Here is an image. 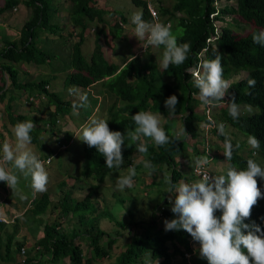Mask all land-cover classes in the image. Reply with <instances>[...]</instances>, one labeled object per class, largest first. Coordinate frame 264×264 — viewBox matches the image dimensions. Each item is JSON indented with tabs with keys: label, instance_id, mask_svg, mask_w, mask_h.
<instances>
[{
	"label": "trees",
	"instance_id": "obj_1",
	"mask_svg": "<svg viewBox=\"0 0 264 264\" xmlns=\"http://www.w3.org/2000/svg\"><path fill=\"white\" fill-rule=\"evenodd\" d=\"M67 1L70 4L67 11V21L72 25L73 30L79 31V38L69 45V55L67 59L60 63L62 71L65 72L66 94L72 85L84 87L102 79L104 76H109L105 81V86L108 88L110 95H114V99L112 105L108 107L107 117L104 121H107L111 131H120L124 135L125 141L122 145L124 162L119 169H109L105 165L104 157L94 147L89 148L83 143L79 155L84 158L86 164L81 169L74 168L72 170L73 174L77 176L76 180L82 181L87 186V193L82 198H75L72 196V189L66 190L64 193L61 190V187L66 185V180L61 181L60 184H51L45 192L36 194L35 197L32 194L29 206L21 215L23 223H26L30 228L36 220L42 222L41 215L50 207L51 189L53 188L55 192V188L58 187V191L63 193L58 202L59 208L63 215L69 212L72 214L71 222H73V226L70 233L61 230L60 213L58 219L55 218L52 222H44L43 234L36 243L41 247L38 248L39 250L49 254L50 257L47 259L49 262L56 264L67 258V264H98L97 261L108 257L112 246L118 244V238L121 235L120 230L123 229L122 232L125 233V236L120 239L125 238L127 234L129 240L122 245V247H125L121 248L112 264L143 263L145 255L159 260L158 264H185L187 262L185 252L191 253L189 264H208L206 259L199 256L198 242L194 241L186 231L183 229L166 231L165 223L163 227H157L158 216L162 217L164 215L166 220L176 218V214L171 211L172 205L169 203L165 190L161 191V200L154 206L147 223L137 218L129 222L126 220V216H123L126 220L125 223H128L124 224L117 220L116 224L120 230L114 235L100 228L95 230L92 223L88 227V225L83 224L85 215H76L75 213L78 210L87 209L89 206L93 209V213L98 212L96 216L103 213L104 208L98 210L93 197L100 199L101 203L103 197L100 188L104 180L111 177L113 173L132 167V157L137 149L135 143L132 144V147L128 146L132 142L127 133L134 131L136 125L131 120L130 115L138 111H160L166 118L177 115V118L169 117L165 119L161 125L170 137L175 136V128L179 127L183 133L190 134L194 138L196 134L200 133L197 122L209 124V131L215 133L223 144L226 139L232 143V159L226 160L223 155V159L231 167H235L237 170L246 169L248 159H252L259 166L264 167V46L253 43L252 39V34L257 31L256 29H264V0H225L227 2L234 1V6L220 5L218 0H216V4L215 0H174L170 5L157 0L158 3L156 2L155 6L158 19L159 17L163 18L164 21L162 22L165 25H170L169 22L171 21L173 23V27L170 28L172 33L175 32L177 27H180L181 32L175 35L178 44L187 43L190 45V51L184 63L179 66H170L167 71L157 66L159 59L156 60V56L151 53H148L150 58H147V69L146 65L142 63V57L139 55L133 56L134 58L131 57L122 67L108 62L104 58L98 43L99 36L105 37L109 33L114 36L117 30L122 32V23L126 21V18L122 13L115 12L113 8L97 5L95 0ZM132 2L141 8L140 13L143 14V19L152 22V17L148 11V2L151 1L132 0ZM20 4L28 9V17L20 28L19 36L14 39H5L3 46L0 47V74H7L10 80L7 85L5 81L0 84V100L5 102L6 110L13 125L28 120L39 123L41 127H35L30 133L32 142L38 140L39 132L37 131L41 128L50 137L55 136L51 138L54 147L49 150L48 155L44 154L38 157L43 165H49L53 158L66 151L69 145L73 143V136L62 135L57 138L55 134V130L61 125L63 114L68 111V105L71 103L64 100V96L62 97L59 91L51 90L48 78H41L34 83H19L17 78L19 69L16 65L29 62L41 64L45 63L47 59L57 56L54 51L52 53L40 45L39 36L41 33L56 36L59 42L62 40L66 43L71 37L72 31L66 35L61 33L64 26L57 19L59 14L58 0H2L0 2V19L4 12L8 10L16 11ZM52 13L55 16L54 19ZM108 13L119 15L120 18L118 17L119 20L105 31V28L100 24L103 22V17ZM211 13H215L213 18H210ZM227 14H236L243 21L252 22L256 29L246 35H240L233 27L232 22L226 19ZM92 22H95L94 28L96 27L98 31L94 39L93 51L89 55L83 52L81 45L84 39L83 33L86 28H89V23ZM222 22L224 24H221ZM218 23L220 25L217 27ZM46 38L43 42L46 41ZM105 41L107 42L106 37ZM162 50L161 48L160 55ZM213 59L220 60L223 68V79L225 80H228L230 75L239 74L241 71L245 72L237 81L230 83L231 87L224 97L225 101L216 104L219 108L218 113L214 114V119L204 111L208 106L200 104L202 102L198 98L199 89L194 87L192 74L189 71L192 67H199L200 70L203 62ZM67 69L73 70L68 72ZM248 79H255L254 88H249ZM27 86L30 87V90L38 91L29 97V102L33 103L35 100L43 101L46 99V104L52 103L55 106L54 110L45 113L44 117L11 114L12 101L15 98L13 94L9 93L10 90H22L26 89ZM173 94L177 96L179 103L176 105L175 115H169L164 101ZM233 98L240 109L238 120H233L228 114V101ZM199 105H202L201 111L196 109ZM176 119L179 120L178 123ZM220 124L224 125L227 135L219 133L217 126ZM227 127L233 128L235 134L241 132L245 140L239 142V140L233 139L226 132ZM249 135L256 136L260 141L259 149L250 148V155L245 154V146L248 144ZM142 139L148 147L147 154H142V156L144 159L151 161L155 167L154 172L160 171L163 167L167 168L168 180H171L173 184L178 183L182 177H186L185 182L188 183L200 179L193 172H190V176L187 177L183 170L181 171L178 168L177 157H185L186 148L188 147L184 137L163 146H156L150 138L142 137ZM237 143L239 148L235 147ZM61 145L65 147L60 149ZM204 145L205 150L200 151V153L203 152L205 156L210 155L214 160L218 158L217 151L224 150L223 146H213L211 141H205V139ZM194 149L198 151L197 148L194 147ZM74 150L76 151V148ZM195 150L194 153H196ZM48 158L49 161H47ZM210 165L211 162L207 166ZM76 170L78 172L74 173ZM55 173L58 174L55 169L52 172L50 170L48 175H56ZM211 173L213 174L212 170ZM69 174L67 173L66 176H69ZM256 179L258 187L264 193V179L260 177ZM19 180L18 184L20 185L22 178L19 177ZM1 183L4 182L0 181ZM14 193L17 195L18 191ZM14 199L16 200L15 197ZM117 201L120 202L123 208V199H117ZM123 209L122 212L125 213V209ZM215 215L220 216L221 212L217 210ZM252 222L259 224L264 229V197L258 199L257 204L251 210L250 218L245 220V223L250 224ZM18 224L16 222V225ZM136 227H139L142 231L140 233L131 232V228ZM30 230L34 233L38 230V227L34 226V230ZM0 231L6 233L4 243L6 256L10 253L14 236L13 233H7L2 227H0ZM104 235L106 236L105 241L101 239ZM0 238H2L1 234ZM76 238L88 242L89 247L85 253L81 246L75 243ZM21 246L22 242L16 243L17 248H15V251H18ZM1 252H4L2 248H0V259L3 260L5 256L3 257ZM177 255L180 258L179 261L174 260ZM6 258L9 259V257ZM29 261L28 258L23 262L14 259L13 263L9 264H28Z\"/></svg>",
	"mask_w": 264,
	"mask_h": 264
},
{
	"label": "clouds",
	"instance_id": "obj_2",
	"mask_svg": "<svg viewBox=\"0 0 264 264\" xmlns=\"http://www.w3.org/2000/svg\"><path fill=\"white\" fill-rule=\"evenodd\" d=\"M130 22L134 25L131 35L140 43L144 41L141 44L144 50L149 47L163 49L157 65L162 70L167 71L170 66H179L187 59L190 45L178 44L169 25L160 23L159 19L158 22L145 21L140 12L133 13ZM252 39L253 43L264 46V29L254 32ZM153 53L156 54L157 60V53L155 51ZM192 78L194 87L199 89L198 98L203 105L211 108L225 101L224 97L231 84L223 79L220 60L203 62L200 70L194 73ZM247 84L249 88H254L256 81L248 79ZM69 92L78 95L79 103H73L72 111L73 115H79L78 110L88 106L87 95H80L73 88H70ZM178 103V98L174 94L165 99L164 105L169 115H175ZM228 114L233 120L239 118L240 109L234 98L228 101ZM130 118L136 127L134 131L127 133L132 142L128 146L132 147L135 143L137 151L141 154L148 152L147 144L142 137L150 138L156 146L179 140L178 133L174 137L167 135L160 126L158 116L149 111H138L130 115ZM217 127L221 135H227L223 124ZM34 128L32 120L17 122L11 129L15 144L8 141L0 144V181L5 182L12 191H16L19 183V176L16 174L18 172L25 179L30 178L33 195H36L47 190L49 178L43 163L30 148L32 141L30 133ZM74 135L89 148L94 147L104 157L107 168L119 169L123 164L124 135L120 131H111L107 121L92 118ZM247 143L253 149L260 147V141L254 135H249ZM235 147L239 148V144L237 143ZM223 148L225 159L231 160L233 145L230 140L226 139ZM136 163L142 164L145 169L152 172L155 171L150 160L142 158ZM209 163L208 155L196 157L192 161L191 172L194 169L200 179L191 183L180 181L173 184L171 180L168 181L166 193L170 194L168 200L176 218L165 221V230L183 229L190 234L199 244V256L206 259L208 264H264V229L255 222L245 223V220L250 218L251 210L258 199L264 197L256 179L257 177L264 179V168L248 159L246 169L237 170L235 167H229L226 175L213 176L210 167L207 166ZM206 166L210 172L206 170ZM136 175L135 166L129 167L127 175L118 176L116 189L121 192L126 188L131 189ZM217 210L221 212L220 216L215 215Z\"/></svg>",
	"mask_w": 264,
	"mask_h": 264
},
{
	"label": "rangeland",
	"instance_id": "obj_3",
	"mask_svg": "<svg viewBox=\"0 0 264 264\" xmlns=\"http://www.w3.org/2000/svg\"><path fill=\"white\" fill-rule=\"evenodd\" d=\"M59 1V13L57 15V19L58 22L61 23L64 26V31H66V33H68L71 27L67 21V11L69 9V2L67 0H58ZM97 5L99 6H107V8H113L115 12L117 13H122L123 16L126 18V21H123L122 23V32H119V30H117L116 34L113 36V34L109 33L108 35H105V37L107 38V43H105L104 39L105 37H101V42L103 44V50L106 52L107 57H112L114 56V58L116 57V60L118 62H121V60H127L129 59L131 56L130 55H139L140 57H142V63L144 65H146V69H147V58H150L148 53H151L152 55L156 56L155 53H153L154 51L157 53V59H159L160 53H161V49H153L151 47L147 48L146 50L143 49V47L141 46V44L144 43V41H140L135 37L132 36V31L134 28V25L131 24L130 22V17L133 13H137L141 11V8L136 6L135 4H133L132 0H95ZM149 1V0H148ZM152 7H154L156 9V2L158 3L157 0H150ZM164 4L166 5H170L172 4V2L174 0H161ZM0 2H2V0H0ZM218 3L220 5H224V4H228L231 6H234V1H225V0H218ZM52 7V5H51ZM17 11H11L8 10L6 12H4L1 16L5 19L11 18V19H18L19 18H24L26 19L28 17V14L26 13V9L23 5H19ZM106 8V7H105ZM157 10V9H156ZM51 13V12H50ZM17 16V17H14ZM53 19L55 18L54 14L52 13ZM120 16L119 15H115V14H110L108 13L107 15H105L103 18V22L100 24L101 26H103L105 28V31L109 28H111V26L117 22L119 20ZM226 19L232 22L233 27L236 29V31L240 34V35H246L250 32H252L253 30H255V25L252 22H245L243 21L238 15L236 14H227ZM4 21H7L5 20ZM160 22L163 23L162 21L163 18L159 17ZM169 22V21H168ZM170 28L173 27V23L170 21ZM20 24V22H19ZM221 24H224V22H222ZM220 24L218 23V26ZM95 26V22L89 23V28H93ZM217 26V27H218ZM96 28V27H95ZM257 31H259L260 29H256ZM92 31V30H90ZM116 31V29H115ZM255 31V32H257ZM181 32V28L177 27L175 29V32H173V35H176L177 33ZM92 35L94 33H91ZM66 35V34H65ZM60 44H64V42L61 40L60 43H58V45ZM87 44V43H85ZM91 46V41L89 42V45ZM54 46L52 45H48L45 47L47 50L51 51L53 53V48ZM59 49H61L60 47H58ZM86 48V46L84 47ZM110 48L113 49L114 53H110ZM63 49L64 52L67 53L69 50V43H66L65 45H63ZM86 53L88 54L90 52L89 49H85ZM55 54V53H54ZM58 55L56 57V59H60L61 61L63 60V58H59V54H55ZM145 72H147L146 70H144ZM245 72H239V74H235V75H230V77L228 78V82H235L237 81L240 77H242L244 75ZM60 94L62 95V97L64 96V91L63 90H59ZM107 101V100H105ZM107 102H112V100H109ZM96 103V99L95 98H88V106L91 107L93 105H95ZM202 104V103H200ZM198 110H202V105H199ZM218 105H216V107H209V110L207 111V108H205V113L208 114L211 118L214 119V114L218 113ZM151 113H153L154 115H157L158 118L161 121V125L162 123H164L165 119H168L169 117L171 118H177L178 116H168L167 118L165 117V115L163 113H161L160 111H150ZM99 116V115H98ZM98 116L94 117L95 119H98ZM103 120L106 119V117L102 118ZM84 120V116H81V118H78V123H82ZM177 123H178V119H176ZM199 129H200V133L196 134L193 138L192 135L190 134H185L183 133V131L177 127L175 128V131L179 134V139L180 138H185L188 147L186 148V155H185V160L186 163H183L182 161H178L179 157L177 158L178 161V168L185 174V176H190V168L192 166V161L199 156H205V154L203 152L196 154L194 153L193 147L197 148L199 151H204L205 150V145H204V139L205 141H211V143L213 144V146L215 145H219L220 147L223 146L224 144L219 140V138L217 137V135L214 133H212L211 131H209L207 129L210 128L209 124H206L204 122H197ZM160 125V126H161ZM201 127V128H200ZM78 128V127H77ZM62 129H66V125L64 127H62ZM76 129V128H75ZM175 132V135L177 134ZM226 132L233 138V139H237L239 140V142L244 141V136H242V133H238L235 134V130L231 127H227ZM52 140V139H51ZM54 144V142H53ZM194 144V145H193ZM82 146H83V142L81 140H79L78 138L75 137V139H73V143H71L68 147V149L62 153H60L57 157L53 158V160L51 161V163L49 165H44L45 170H56V172L58 174H60V176L67 178V183L68 182H72V176H75V174H71V167L76 165V162L74 163L73 160L72 162H66L64 160V154L65 152H70L73 150V148H76V152L74 155L79 154V150L81 152L82 150ZM246 151L245 154L248 153V155H250V148L251 146L249 144H247L246 146ZM208 149V147H207ZM210 150V149H208ZM212 151V150H211ZM210 152V151H209ZM141 154L137 151L136 153L133 154V159H132V166H135L136 168V172L137 175L133 178L134 180V184L133 187L131 189H125L123 192L119 191L118 189H116L115 185H116V180L118 178V176L120 175H127L128 169L129 168H125L122 171H118L117 173H113V175L111 177H108L107 179L104 180V182L101 185L100 191L102 194V201L100 203V199H97L96 197H93V199L95 200V204L99 208L103 209V213H100L98 216H96V214L98 213H93V209L89 206L87 209H82V210H78L75 214L76 215H80L83 214L84 216V220H83V224L90 225V223L93 224L94 229L98 230L99 228L102 230H105L107 232H109L110 234L114 235L116 234L120 228L117 226L116 222L117 220L121 221L124 224L125 221H131L132 219H140L143 220L145 223H147L148 219L150 218V213L152 212L154 206L157 205L158 201H160L161 199V191L165 190L169 187L168 184V170L167 168H162L160 171H156V172H151L147 169H145L143 167L142 164H138L136 163L137 160H140L138 157ZM188 156L191 157V159H187ZM217 156L218 158H215L216 160H212L211 165H210V170H212L213 172V176L215 175H226V172L228 170L229 167H231L228 162L223 159V150H218L217 151ZM181 157V156H180ZM77 158V157H75ZM212 167V169H211ZM262 167V166H261ZM75 168V167H73ZM264 168V167H262ZM78 170H76L74 173H77ZM67 173H70L72 176H66ZM56 174V173H55ZM57 175V174H56ZM52 177L55 181L56 177L53 174ZM21 180V179H20ZM19 180V181H20ZM50 183L52 182V180H49ZM58 181V180H57ZM55 181V182H57ZM81 182V181H80ZM53 184V183H52ZM66 188H68V186H62L61 189L64 191H66ZM17 189L19 190L18 194L15 195V191H13L12 193L8 194V196L6 197V203L8 204L9 201H14V197L16 198L17 201L20 202V204L23 206L25 204V202L28 200V198L32 197L33 194V190L30 186V178L29 179H25L22 176V181L20 182V185L18 184ZM56 191L54 192V189H51V198L54 199L56 198L57 194H59L60 192L58 191V187L55 188ZM72 191V190H71ZM1 192V191H0ZM56 192H58L57 194H55ZM3 193V192H2ZM74 192L72 191V194ZM76 196H78L79 198H82L83 195H85V193H87L86 190H84V188H79L76 187ZM167 197L170 195L169 193H166ZM11 195V196H10ZM33 197H35L33 195ZM117 199H123V209L121 207L120 202L117 201ZM122 202V201H121ZM6 203L4 202V204L6 205ZM54 204V202H52ZM7 207V205H6ZM8 208V207H7ZM122 209L125 211V213L122 212ZM58 209L55 208L54 205L50 204V207L48 208V210L41 215L42 218V222L41 224H44V222H52L55 218L58 219V215L60 213L61 218L59 219V223H60V229L65 231V232H71V228H72V224L73 222H71L72 220V214L69 212L66 215L62 214V211L60 210L59 213H56ZM121 210V211H120ZM131 213V214H130ZM123 214V215H122ZM7 217L9 218H13L15 216L14 213L9 214V216L7 214H5ZM126 216V220H124V217ZM159 218H157V227H163L164 223L166 221L164 215L158 216ZM34 224H32L30 226L29 229H33L34 230ZM7 229H10V227H7ZM26 228H23V230H25ZM131 232L134 231V233H140L142 230L139 227L136 228H131ZM123 230V229H122ZM122 230H120V236H119V241L118 244H114L110 250V255L108 257L103 258L101 261H97L98 264H112L115 261V257L117 256V254L119 253V251L121 250V248L123 249L124 247H122V245L127 242L129 240L128 235L126 234V237L123 239H120L122 237L125 236V233L122 232ZM0 234L2 235V238L4 240L5 243V237H6V233L5 231H0ZM103 241L106 240V236L104 235L101 238ZM4 243L2 244V246L4 245ZM75 243L79 244L81 246V248L83 249L84 253L85 250L89 247L88 246V242L86 240H81V238H76L75 239ZM35 245V243L33 244ZM5 245L3 246L4 252L1 253V255L4 257L5 256ZM6 257H9L6 258ZM18 257V254L15 251V244H12L11 246V250L10 253L8 255H6L4 257V259H0V264H9V263H13V260L16 259ZM175 261H179V255L175 256L174 258ZM44 261V259L42 260ZM67 261V260H66ZM157 259H152L149 258L148 255L144 256V261H142L143 263H138V264H158Z\"/></svg>",
	"mask_w": 264,
	"mask_h": 264
},
{
	"label": "crops",
	"instance_id": "obj_4",
	"mask_svg": "<svg viewBox=\"0 0 264 264\" xmlns=\"http://www.w3.org/2000/svg\"><path fill=\"white\" fill-rule=\"evenodd\" d=\"M17 10H18V8H17ZM26 13L28 14V10H26ZM14 17H17V16H14ZM4 19H5V17L4 18L1 17V19H0V47L3 46L5 39H14V38H17L19 36L20 28L23 25V22L26 20L24 18H18L17 20L8 18V19H5L7 21H4ZM19 22H20V24H19ZM69 26L71 27V29L67 30V31H69V32L72 31V34L66 43H69V45H70V44H72V42H75L78 40V38H79L78 32L79 31L75 30V29L73 30L72 25H69ZM64 30L65 29H63L61 33L67 34L66 31H64ZM90 30H92V31H90ZM97 31L98 30L93 27L91 29L86 28L85 32L83 33L84 39H83V43L81 45V48L85 54H87L85 49L90 50V52L88 53L89 55L93 51V47H94V43H95L94 39H95ZM91 33H94V34L92 35ZM45 38H46V41L43 42V40ZM39 39H40V45L41 46L46 47L47 44L54 46L53 47L54 53L59 54V58H61V57L63 58L62 62L64 61V59H67L69 52H70V49L68 50L67 53H65L64 49H63V45H65L66 43L58 45V43H60L58 41V37L51 36V35L48 36L47 33H41L39 36ZM101 39H102L101 36H99L98 43L100 44L101 51L103 53L104 58L108 62L117 64L120 67H122L127 60H129L131 57L134 56V55H130L131 57L129 59L121 60V62H118L116 60V57L114 58V56H112L110 58L107 57L106 52L103 50V44L101 42ZM90 41H91V46H88ZM104 42L107 43L106 41H104ZM85 43H87V44H85ZM85 46H86V48H84ZM58 47H60L61 49H59ZM109 52L114 53L113 49H111V48H110ZM89 55H87V56H89ZM57 56L52 57V59H47L45 63H41V64H35L33 62L17 64L16 66L19 69L17 78H18L19 83H25V82L34 83V82H37L38 80H40L41 78H48L50 80V82H48V84L51 86L52 91L58 92L59 90H63L65 92L64 93V100H68L71 104L68 105V111L63 114V116H62L63 118L61 120V125L59 127H57L58 129L55 130L56 131L55 134H56L57 138L59 136H62V135H69V136H73V138L75 139L74 134L79 132L81 127L86 125L90 121V119H92L98 115H99L98 119H100V120H103L102 118L107 117L108 107H110V105H112V103H113V102H107V101H109V100L113 101L114 95H112V94L110 95V93L107 90L108 88L105 86V81L109 78V76H104L102 79L94 81V82H92V83H90L84 87L72 85L70 88H73L76 93H78L80 95H87V98H95L96 99V103H95V105H93L91 107V109L89 106L82 107L78 110L79 115H73L72 104L73 103H79L78 95L70 94L69 90L66 94L65 75H64L65 72L62 71L63 69L60 67L61 60L56 59ZM72 70L73 69H67L68 72H70ZM0 77H1L0 78V84L3 81H5L6 85L10 83V80H9L7 74H0ZM37 92L38 91L30 90L29 86H27L26 89H22V90L11 89L9 93L13 94L15 99L12 101V107H11L10 113L13 115L24 114V115L29 116V117H35V116H37V117L43 116L44 117L45 113H48L49 111L54 110L55 106L52 103L46 104V99L43 101L35 100L33 103L29 102L30 101L29 97H31L33 94H36ZM105 100H107V101H105ZM118 105H119V103H118ZM197 107H196V109H198ZM149 112H150V110H149ZM81 116H84V120L80 124V123H78V118H81ZM33 123L35 124V127H37V128L41 127V126H39L38 122H33ZM65 125H66V129H62V127H64ZM13 126L14 125L12 124V121L9 118L8 111L6 110L5 102L0 100V144H2L4 141H8L12 144H15V137L13 136L12 131H11ZM207 129L209 130V128H207ZM37 132H39L38 140L35 142L31 141L30 148L36 154L37 157L43 156L44 154L48 155L49 150H51L54 147V145H52V143H51V138H54L55 136L52 135L50 137L48 133L42 131V128L39 129ZM74 152L77 153L74 150V148L70 152H65L64 160L66 162H72V160H73L74 163L76 162V165L73 167H75L76 169H81L86 164V161L84 160V158L81 155H79V154H78V156L74 155L75 154ZM195 152H196V154L200 153L199 150L198 151L195 150ZM75 157H77V158H75ZM138 158L142 159L143 158L142 154ZM184 158L185 157H179L178 161L179 162L182 161L183 163H186V160H185L186 158L185 159ZM187 159H191V157L189 156ZM209 159H211L210 162H212V160H214V158H212L210 155H209ZM73 167H71V170L74 169ZM9 168H11V165H9ZM191 168H192V166H191ZM191 168H190V172H191ZM211 169H212V167H211ZM49 171L50 170H46L47 174ZM51 172H52V170H51ZM70 173L73 174V170ZM16 174L22 178L21 174H19L18 172ZM71 174H70V176H72ZM52 177H54V176L48 175L49 179H48V184L46 187H48L52 183L53 184H55V183L60 184V182L63 180L67 181V178L60 176V174L55 175V177H56L55 181L58 180L57 182H55ZM72 178H73L72 182H68V183L66 182L65 186H68V188H66V190L72 189V191L74 192L72 196L77 198L78 196H76V193H75L76 187H79V188L82 187V188H84V190L87 191V189H86L87 186L84 185L82 183V181L81 182L79 180L77 181L76 180L77 176L72 177ZM49 180H52V182L50 183ZM185 180H186V177H182L179 180V182L180 181L185 182ZM8 190H9V193H8ZM0 191H1L0 192V212L7 214L8 216H9V214H12V213L15 214V216L13 218H10L9 223L0 224V227L4 228L7 231V233H13L14 237H13L12 244H15V248H17L16 243L22 242V246L20 247V249L18 251L16 250L18 257L15 260L23 262L24 260H26V258H28L30 260L28 262V264H54V263H51L47 260L50 257L49 254L43 253V250H39L41 247L39 246V244L36 243L38 241V239L43 234L44 224H41V222L39 220H36L34 222V225L38 227V230L34 231V233H33L29 229L28 225L26 223H23V220H22L23 217L21 215L25 211V209L29 206V202L32 200V198H29L28 202H25V204L23 206L20 204V202H17V200H14V201L11 200L7 204L6 203V197L8 196V194H10L12 189H10V187H8V185L4 182V183L0 184ZM16 191L19 192L18 189ZM57 193L58 192H56L55 194H57ZM62 194H63L62 191H60V193L57 194L56 198L52 199L51 195L49 197L50 204L51 205L56 204L55 208L58 209L56 211V213H59V210H60L58 202L60 201V197ZM4 202L6 203L8 208L6 207ZM52 202H54V204ZM14 218H16V219H14ZM18 218H19V220H18ZM16 222H18L19 224L16 225ZM7 227H10V229H7ZM23 228H26V229L23 230ZM0 240H1L0 248H2V251H4L3 246H2V244L4 243V240H3V238H0ZM34 243H35V245H33ZM21 248L24 249V252L21 251L22 250ZM86 251H87V249L85 250V252ZM43 259H44V261H42ZM67 263H68V259L64 258L63 261L58 262L56 264H67Z\"/></svg>",
	"mask_w": 264,
	"mask_h": 264
},
{
	"label": "built area",
	"instance_id": "obj_5",
	"mask_svg": "<svg viewBox=\"0 0 264 264\" xmlns=\"http://www.w3.org/2000/svg\"><path fill=\"white\" fill-rule=\"evenodd\" d=\"M215 4H216V0H215ZM148 11H149V13H150V15L152 17L153 22H158V13H157V10L154 7H152L151 3H149V2H148ZM214 15H215V13H211L210 14V18H213ZM190 71H191V73L193 75L194 73H196V72L199 71V67H193V68L190 69ZM208 110H209V106L207 107V111ZM64 147H65L64 145H61L60 146V149H63ZM47 161H49V158L47 159ZM206 170L208 172H210L209 169L207 168V166H206ZM193 173L196 175L194 169H193ZM209 175L212 176L211 173H209ZM1 222L8 223V222H10V218L7 217V216H5V215H3L2 213H0V223ZM21 251L24 252V249H22ZM184 255L187 258V262L185 264H189V258H190L191 253L190 252H185Z\"/></svg>",
	"mask_w": 264,
	"mask_h": 264
}]
</instances>
